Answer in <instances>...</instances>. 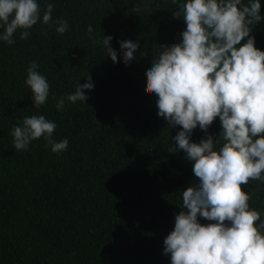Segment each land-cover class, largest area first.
Masks as SVG:
<instances>
[{"label":"trees","instance_id":"16d2710c","mask_svg":"<svg viewBox=\"0 0 264 264\" xmlns=\"http://www.w3.org/2000/svg\"><path fill=\"white\" fill-rule=\"evenodd\" d=\"M48 2L53 20L67 21L65 32L38 21L27 38L18 29L14 43L0 41V264H170L163 238L180 211L181 190L197 178L171 139L180 126L157 115L146 67L158 45L180 39L183 17L172 15L171 0H40L42 11ZM260 2L262 20L250 35L264 50ZM103 35L112 37L115 63ZM128 38L141 43L124 63L118 41ZM33 60L50 85L38 109L25 84ZM87 73L94 87L82 90L85 102L65 100L57 110L56 98ZM32 114L56 122L53 136L67 138L66 150L51 151L43 137L15 150L12 126ZM220 128L216 118L207 132L215 138ZM204 136L197 127L191 139ZM241 188L264 219V182L250 179Z\"/></svg>","mask_w":264,"mask_h":264},{"label":"clouds","instance_id":"9594fccd","mask_svg":"<svg viewBox=\"0 0 264 264\" xmlns=\"http://www.w3.org/2000/svg\"><path fill=\"white\" fill-rule=\"evenodd\" d=\"M174 17H183L180 39L158 45L146 67V89L156 96L157 115L168 127L179 125L171 136L177 150L192 163L195 179L181 190L180 211L163 238V253L170 264H264V219L250 207L242 190L250 179L264 182V50L255 46L252 25L262 20L260 0H171ZM53 3L41 10L40 0H0V41L25 39L38 21L63 33L68 23L53 20ZM89 38L92 26L87 29ZM107 56L115 63L117 51L103 35ZM243 39V43H241ZM141 40H119L121 61L137 55ZM35 60L26 69L25 84L34 108L49 97L50 85ZM84 83L56 98L61 110L65 100L85 102L84 89L94 87L87 73ZM218 118L215 138L207 129ZM54 120L43 114L23 116L11 129L12 146L23 150L43 137L53 152L66 150L67 138L57 141ZM199 127L205 136L191 139ZM205 221L202 223L201 219ZM258 222V223H257Z\"/></svg>","mask_w":264,"mask_h":264}]
</instances>
